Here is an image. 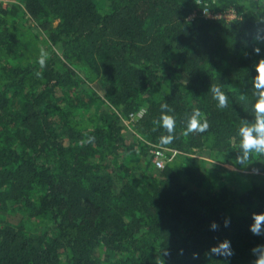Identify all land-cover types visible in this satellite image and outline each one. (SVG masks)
Returning a JSON list of instances; mask_svg holds the SVG:
<instances>
[{
	"label": "trees",
	"instance_id": "1",
	"mask_svg": "<svg viewBox=\"0 0 264 264\" xmlns=\"http://www.w3.org/2000/svg\"><path fill=\"white\" fill-rule=\"evenodd\" d=\"M200 1L239 15L206 17ZM21 13L51 49L44 68L35 56L0 69V264H252L264 156L248 168L236 158L238 128L254 122L264 0H17L0 6V49L18 59L28 48L9 20ZM165 103L175 139L162 146L153 121ZM141 109L132 129L144 144L126 138ZM194 109L210 127L184 135ZM203 151L262 179L233 191L219 165L208 173L193 157ZM224 241L231 256L210 254Z\"/></svg>",
	"mask_w": 264,
	"mask_h": 264
},
{
	"label": "clouds",
	"instance_id": "2",
	"mask_svg": "<svg viewBox=\"0 0 264 264\" xmlns=\"http://www.w3.org/2000/svg\"><path fill=\"white\" fill-rule=\"evenodd\" d=\"M197 4V3H196ZM264 13L258 14V16ZM257 39H264V37L257 36ZM260 48L256 47L254 52L259 55ZM49 54L41 49L39 64L41 68L46 67V62ZM257 75L253 80V95L256 97L255 103L252 105V111L254 113V122L249 123L243 121L238 128L239 136V154L236 158V162L241 165L242 168H248L252 164V158L254 155L264 156V58H261L256 65ZM37 76L41 73L37 72ZM209 91L213 94V98L217 100L219 108L227 107L228 97L223 92L220 86L212 84ZM173 109L167 104L161 105V115L158 120H154V124H158L167 132V135H162L159 142L162 146H166L173 142L175 139V117L169 115ZM210 127L207 119H202V114L198 109H194L186 117L184 135L204 133ZM94 137H90L87 142H94ZM256 173L260 172V169H255ZM254 223L250 226V231L254 235H264V213H253ZM229 221H225L227 227ZM218 225L215 222L212 224V230H217ZM253 255L256 259L252 264H264V245H257L252 249ZM210 254L231 256L233 254L230 242L224 241L218 246L210 249ZM194 258L198 254H193Z\"/></svg>",
	"mask_w": 264,
	"mask_h": 264
},
{
	"label": "rangeland",
	"instance_id": "3",
	"mask_svg": "<svg viewBox=\"0 0 264 264\" xmlns=\"http://www.w3.org/2000/svg\"><path fill=\"white\" fill-rule=\"evenodd\" d=\"M199 5L201 6L199 10H202L203 15L206 17L216 16L233 19L239 15V11L236 7H233L226 12L219 11L213 13L210 2L200 1ZM9 24L13 28L14 34L24 44H26L28 50L26 52L24 50H21L22 57L21 59H18L13 55V53H10L9 51L4 49H0V69H2V66H6L8 64L17 65L21 64L23 60L24 62H27L35 56L39 57L41 49H44L47 53H49L51 45L49 44L47 32L41 30L38 27L37 23L34 22L28 15L21 13L17 18H11L9 20ZM56 24L57 23L55 22L53 27H55ZM52 47L53 50L56 51V48L54 46ZM91 86L97 90L102 91L97 82L93 83ZM92 112L93 109L90 111V113ZM125 123L127 126V140L130 142L139 140V142L144 144L145 142L141 138V136L133 131V122L126 121ZM193 157H195V159L198 161L203 160L204 171L208 173L212 170L213 165H219L220 170H222L223 174L225 175V183L227 187L236 192H243L248 189L254 181L262 179V176H260L259 173L249 170H239L235 167L224 164L215 156L209 155V153L206 151L198 152ZM12 221L15 222V220ZM41 228L45 229L46 226L42 225Z\"/></svg>",
	"mask_w": 264,
	"mask_h": 264
},
{
	"label": "built area",
	"instance_id": "4",
	"mask_svg": "<svg viewBox=\"0 0 264 264\" xmlns=\"http://www.w3.org/2000/svg\"><path fill=\"white\" fill-rule=\"evenodd\" d=\"M11 3H15V0H0V6L3 8L8 7ZM146 113L145 109H141L139 112H137L136 114H133L130 116V121H135L137 119H140L143 117V115ZM127 121V120H126ZM125 121V122H126ZM155 148V147H154ZM172 152V156H176L178 155L177 151H170ZM153 153L155 154L154 156V161L156 163V165L158 167H163L165 160H166V156H165V152L164 150H160V149H155L153 151ZM172 159V157L170 158V160Z\"/></svg>",
	"mask_w": 264,
	"mask_h": 264
}]
</instances>
